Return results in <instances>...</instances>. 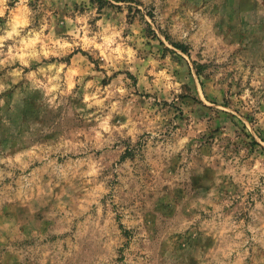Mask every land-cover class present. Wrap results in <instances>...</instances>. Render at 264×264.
I'll use <instances>...</instances> for the list:
<instances>
[{
	"label": "rangeland",
	"instance_id": "374dc122",
	"mask_svg": "<svg viewBox=\"0 0 264 264\" xmlns=\"http://www.w3.org/2000/svg\"><path fill=\"white\" fill-rule=\"evenodd\" d=\"M0 264H264V0H0Z\"/></svg>",
	"mask_w": 264,
	"mask_h": 264
}]
</instances>
